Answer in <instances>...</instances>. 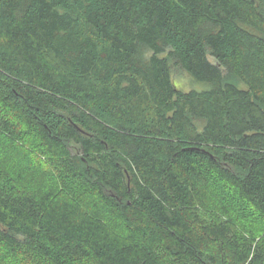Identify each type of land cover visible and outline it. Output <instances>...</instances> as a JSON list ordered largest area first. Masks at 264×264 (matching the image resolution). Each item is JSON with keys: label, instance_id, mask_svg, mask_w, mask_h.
<instances>
[{"label": "trees", "instance_id": "trees-1", "mask_svg": "<svg viewBox=\"0 0 264 264\" xmlns=\"http://www.w3.org/2000/svg\"><path fill=\"white\" fill-rule=\"evenodd\" d=\"M225 188L264 223V0H0V264H264Z\"/></svg>", "mask_w": 264, "mask_h": 264}, {"label": "rangeland", "instance_id": "rangeland-1", "mask_svg": "<svg viewBox=\"0 0 264 264\" xmlns=\"http://www.w3.org/2000/svg\"><path fill=\"white\" fill-rule=\"evenodd\" d=\"M173 81L174 84L177 88L184 89V90H190V89H195V90H202L207 88L206 85L200 84L198 82L193 81L185 72H182L178 69L173 70ZM200 125V124H199ZM16 149H13L12 151H2V160L4 162V171L7 172L11 170L10 168V161L12 159H17L18 163L20 162L21 164L28 165L26 167H23L22 169L19 170L15 175H18V179L22 177L20 181H13L14 183L17 184H22V187H25V182L28 181L29 177L30 180L32 181L35 179L31 184L33 186H39L40 183H42V180L39 176H33L31 175L32 172L40 171V168H47V165H44L47 160L46 156L44 155H39L38 153H33L35 149L30 146V144H23V143H18ZM16 150V151H15ZM39 152V151H38ZM27 158L25 160H21L23 158ZM8 165V168H7ZM9 169V170H8ZM12 171V170H11ZM13 173L11 175H14L15 171H12ZM220 195H222L223 199H227L228 202L232 205V210H233V216L235 219L238 221V223L243 225V228L245 227L246 230L249 233H261L263 228H264V223L263 221L254 214V211L240 198H238L234 193H232L231 190L228 188H225L224 190H220ZM230 198V199H229ZM225 199V200H226ZM212 212V211H211ZM213 213V212H212ZM208 215H206V218L208 220ZM5 259V258H4Z\"/></svg>", "mask_w": 264, "mask_h": 264}]
</instances>
